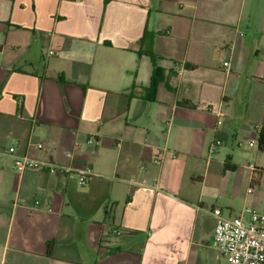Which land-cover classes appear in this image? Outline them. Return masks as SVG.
<instances>
[{
  "label": "crops",
  "instance_id": "obj_1",
  "mask_svg": "<svg viewBox=\"0 0 264 264\" xmlns=\"http://www.w3.org/2000/svg\"><path fill=\"white\" fill-rule=\"evenodd\" d=\"M263 126L264 0H0V264H228Z\"/></svg>",
  "mask_w": 264,
  "mask_h": 264
},
{
  "label": "built area",
  "instance_id": "obj_2",
  "mask_svg": "<svg viewBox=\"0 0 264 264\" xmlns=\"http://www.w3.org/2000/svg\"><path fill=\"white\" fill-rule=\"evenodd\" d=\"M229 65V62L225 63L227 67ZM219 144V140L213 142L210 151L214 152ZM36 147L43 150L45 144L39 143ZM14 150V148L9 149L11 153ZM34 167H46L52 175L60 173V169L52 166L49 161H35L23 156L17 158L14 163V169L18 173ZM253 170L256 171V168ZM90 173V170L83 173L81 179L83 184L86 183L85 175ZM212 215L216 222L213 245L226 258L228 264H264V212L245 209L239 216L227 217L220 208H215Z\"/></svg>",
  "mask_w": 264,
  "mask_h": 264
},
{
  "label": "trees",
  "instance_id": "obj_3",
  "mask_svg": "<svg viewBox=\"0 0 264 264\" xmlns=\"http://www.w3.org/2000/svg\"><path fill=\"white\" fill-rule=\"evenodd\" d=\"M152 58H154V55L150 53ZM153 73H152V79H151V85L150 89L154 91V93L157 91L158 85L161 82L160 71L161 69L157 66V64L153 63ZM191 68H195V66H192ZM181 106L189 107V108H195V106L188 101H183L180 103ZM258 146L261 150H264V126L259 130L258 135Z\"/></svg>",
  "mask_w": 264,
  "mask_h": 264
},
{
  "label": "rangeland",
  "instance_id": "obj_4",
  "mask_svg": "<svg viewBox=\"0 0 264 264\" xmlns=\"http://www.w3.org/2000/svg\"><path fill=\"white\" fill-rule=\"evenodd\" d=\"M239 201H241V198H240ZM224 210H225V213H226V215H227V217H228V209H224ZM233 217H235V216H233Z\"/></svg>",
  "mask_w": 264,
  "mask_h": 264
}]
</instances>
